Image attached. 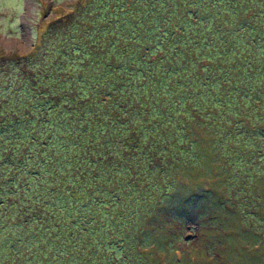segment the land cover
I'll return each mask as SVG.
<instances>
[{"label":"trees","instance_id":"1","mask_svg":"<svg viewBox=\"0 0 264 264\" xmlns=\"http://www.w3.org/2000/svg\"><path fill=\"white\" fill-rule=\"evenodd\" d=\"M59 8L29 49L0 54V264L191 263L174 231L228 215L212 190L180 186L203 132L264 241V0ZM203 225L226 236L224 220Z\"/></svg>","mask_w":264,"mask_h":264},{"label":"rangeland","instance_id":"2","mask_svg":"<svg viewBox=\"0 0 264 264\" xmlns=\"http://www.w3.org/2000/svg\"><path fill=\"white\" fill-rule=\"evenodd\" d=\"M69 1L73 0H0V54L29 49L35 37L46 25V20L59 13L61 11L59 6H65ZM201 135V153L204 154L200 157L199 162L202 165L198 166L197 163L186 169L184 172L190 174L181 178L180 186H184L183 188L189 197L203 191L212 190L218 200L221 201L223 197L228 215L225 218V216L213 213L207 219L204 217L205 221L198 215L194 216L185 223L189 226L187 227L189 233L188 230H182V232L176 230L174 231V239L177 234L182 235V245L185 248L183 253H186L187 248L190 249L192 256L189 264H264V241H260L259 237L262 236V233H258L256 226L252 225H249L248 229L255 228V231L245 230L243 222L236 214L238 207L228 201L229 198H233L234 191H227L231 175L224 161L227 156L222 151L220 154H216L212 133L203 132ZM221 139L229 142L228 139ZM262 160H264V157H262ZM226 192L229 194L228 199L225 197ZM260 192L261 200L259 202L257 197L252 198L254 201L252 209L256 210L257 213L264 214V186L261 187ZM193 205V203H189L186 211L175 210L176 208H174L171 211L172 215H175L174 219L177 216L183 218L189 210H194L195 205ZM195 207L198 209L197 206ZM166 215L163 225L173 230L170 223L171 216L168 215V212ZM221 220H224L226 224L220 227L225 231L226 236L212 232L211 235L214 241H207L206 236L209 231H205L207 227H204L203 223L205 222L206 226L213 224L214 227H217ZM211 228L213 227L211 226ZM150 240H152L150 237H139L137 242L138 244L148 243ZM178 254H181V251ZM153 255L158 260L155 252H153Z\"/></svg>","mask_w":264,"mask_h":264}]
</instances>
